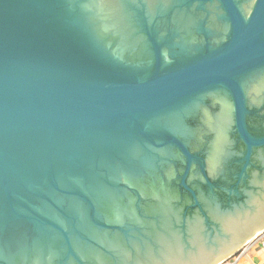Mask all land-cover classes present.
<instances>
[{
    "label": "water",
    "instance_id": "1",
    "mask_svg": "<svg viewBox=\"0 0 264 264\" xmlns=\"http://www.w3.org/2000/svg\"><path fill=\"white\" fill-rule=\"evenodd\" d=\"M264 231V0H0V264H222Z\"/></svg>",
    "mask_w": 264,
    "mask_h": 264
},
{
    "label": "crops",
    "instance_id": "2",
    "mask_svg": "<svg viewBox=\"0 0 264 264\" xmlns=\"http://www.w3.org/2000/svg\"><path fill=\"white\" fill-rule=\"evenodd\" d=\"M233 259L225 261L224 264H232ZM236 264H264V236L258 240Z\"/></svg>",
    "mask_w": 264,
    "mask_h": 264
},
{
    "label": "built area",
    "instance_id": "3",
    "mask_svg": "<svg viewBox=\"0 0 264 264\" xmlns=\"http://www.w3.org/2000/svg\"><path fill=\"white\" fill-rule=\"evenodd\" d=\"M264 236V231L257 234L255 238H253L251 241H249L236 255L232 257L233 262L232 264H236L242 255L245 254L246 251H248L258 240H260ZM225 263V262H224ZM222 263V264H224Z\"/></svg>",
    "mask_w": 264,
    "mask_h": 264
}]
</instances>
